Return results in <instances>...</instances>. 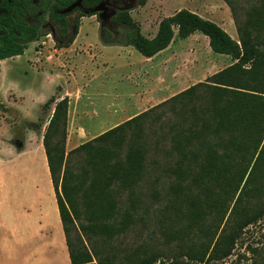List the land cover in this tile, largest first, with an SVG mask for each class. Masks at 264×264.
I'll use <instances>...</instances> for the list:
<instances>
[{
    "label": "trees",
    "instance_id": "obj_1",
    "mask_svg": "<svg viewBox=\"0 0 264 264\" xmlns=\"http://www.w3.org/2000/svg\"><path fill=\"white\" fill-rule=\"evenodd\" d=\"M75 1L0 0V60L22 54L27 41L51 34L46 14L58 27V35L52 33L58 47L68 46L76 37L78 21L71 26L66 18L74 11L80 17L96 15L102 41L116 43L108 40L103 11H93L104 0H81L79 6L60 12ZM224 1L231 8L230 1ZM145 2L137 0L138 5ZM112 19L127 27L123 44L145 57L168 47L174 35L185 38L200 32L212 52L228 55L232 63L68 152V98L51 96L43 103L44 112L53 104L42 145L70 264H112L114 254L101 253L88 234L109 237L127 230L147 200L162 196L179 222L196 224L204 217L213 224L199 247L190 245L184 255L204 264L213 256L223 258L236 231L248 221L243 218L227 233L229 204L234 209L258 203L253 219L264 214V82L258 80H264V39L253 40L236 19L235 40L216 22L188 8L162 17L153 37L143 35L126 9ZM30 125L40 128L37 122ZM150 170L156 173L150 176ZM160 180L162 191L157 187ZM143 184L147 187L141 190ZM123 191L128 207L120 215L116 202ZM143 253L140 246L132 248L131 263L169 264L159 254Z\"/></svg>",
    "mask_w": 264,
    "mask_h": 264
},
{
    "label": "rangeland",
    "instance_id": "obj_2",
    "mask_svg": "<svg viewBox=\"0 0 264 264\" xmlns=\"http://www.w3.org/2000/svg\"><path fill=\"white\" fill-rule=\"evenodd\" d=\"M104 1L103 13L100 16L104 27L110 32L108 40L116 43L107 45L108 43L102 41L101 25L96 15L80 17L79 12L74 11L66 16L71 26L76 20L78 21L79 36L76 46H83L84 49L91 46L90 50L95 55L91 61L88 59V65L83 68L88 74L92 70L93 76L89 84L90 96L89 98L83 96L82 104L87 116L96 120V128L116 120H126L124 114L128 108L125 109L124 105H127L130 93H134L143 85L145 77H157L163 74L161 70L166 68L170 74L180 67L185 71V78L188 80L183 85V88H186L204 81L220 68H224L223 64L232 61L224 54L212 52L207 37L200 32H196V38L191 40L175 37V44L181 46L168 49L170 51L166 52V60L163 59L165 55L163 54L152 62L146 61L147 57L141 55L134 47L123 44L127 27L112 19L118 10L126 9L133 21L142 26L143 35L147 36L161 16L167 12L166 10H175L177 7L192 8L205 17L218 16L223 19L225 10L218 5L217 0H146L144 5H138L137 0ZM229 1L231 8L224 2L227 4L228 17L234 26V29L230 30V35L233 38H239L236 33L235 20L237 19L239 26L246 29L253 40L261 42L264 39V0ZM248 19L253 25H247ZM46 20L49 22L47 14ZM47 29L51 31V34H43L27 44L23 54L0 60V225H2L0 227V264H70L58 211V222L53 221V215L51 221L61 233L53 235L50 249L48 248L50 241L44 237V234L48 233L44 229L40 242L35 235V237L30 236L25 242L16 240L17 231L23 228L27 215L37 212L39 207H42V216H50V209L53 211L54 207L57 210L53 187L50 189L46 182V177H50L47 162L45 167L40 155L42 152L45 157L42 136L53 112V104L45 112L41 107L40 111L34 109L27 115L17 106L18 92L20 90L21 93L24 86L34 88L36 91L47 86L43 78L40 81V73L37 69L43 63L37 58L46 59L53 47L58 48L52 38V33L58 35V27L48 23ZM191 46H196L195 50ZM38 49L43 50L45 55L44 53L36 55ZM177 54L178 56H175ZM178 58L181 62L180 66L179 63L176 64ZM79 60L81 59L76 60L78 65ZM43 67H50V64L47 63ZM81 71L82 68L76 71L79 85H82L81 81L85 82ZM258 80L264 82L262 78ZM26 103L30 104L31 101L27 99ZM31 122L39 123L40 128L34 129L30 125ZM66 132L67 138L68 127ZM20 144L21 146L18 147ZM16 152H22L21 158L16 156ZM156 159L161 161L162 157ZM155 173L152 172L150 176ZM162 181L160 180L157 185L160 191H162ZM146 187L143 184L140 188L143 190ZM126 196V191L121 192L116 202L119 214L128 207ZM148 201L141 206L136 214L135 222L127 230L112 233L109 237L87 233L91 244L103 254L113 253L112 264H133L129 259L131 256L128 257V255L132 248L138 246L145 252L144 256L153 252L162 256L169 264H204V262L188 259L184 251L190 245H193L195 249L199 247L198 244L206 238L205 233L213 227L210 218H199L196 224L179 222L173 218L176 212L166 208L167 200L164 196L156 201L153 199ZM247 206H256V209ZM79 207L82 209L81 203ZM232 207L231 202L228 206V223L225 226L227 233L243 218L246 217L248 221L236 231L228 255L223 258L219 255L213 256L205 264H264V214L256 220L253 219V216L257 214L258 203L255 205L242 203L234 209ZM80 223H85V220L81 219ZM222 227L220 226L218 230L220 231ZM73 233L74 231H71L72 235ZM80 233L83 234V239L86 238L84 233L81 231ZM217 233L220 232L217 231ZM84 241L86 243L85 239ZM179 244L183 245L182 250L179 249Z\"/></svg>",
    "mask_w": 264,
    "mask_h": 264
},
{
    "label": "crops",
    "instance_id": "obj_3",
    "mask_svg": "<svg viewBox=\"0 0 264 264\" xmlns=\"http://www.w3.org/2000/svg\"><path fill=\"white\" fill-rule=\"evenodd\" d=\"M217 3L218 5H221L222 7H224L225 17L223 19H221L222 17H218V16L205 17L201 15L199 12L193 10L192 8H188V9L198 13L199 15L207 19H210L212 21L214 20V22L216 21V23L220 25L230 35V30L234 29V26L232 25L230 17H228L229 15L227 14V11H228L226 7L227 4L223 0H217ZM180 8L181 7H177L175 10H170V11L166 10L167 12L164 13L161 16V18L164 16L173 14L175 11H177ZM157 27H158V23L154 25L153 30L147 34V37H153L157 31ZM140 29L142 31V26L140 27ZM78 36H79V30L74 40L68 46L58 47V48L53 47V50L49 51L51 53H49L46 56V59L37 58L39 62L43 63L40 66H38V69H37V71L40 73L39 75L40 81L43 78L46 81L47 86L43 87V85L41 84L43 89L40 91H36L34 90V88L24 86L21 90V93H20V90L18 92L19 103L17 106L19 107L18 109L25 115L30 114V111L34 109H37L38 111H40V108L42 107L43 103L47 99H49L51 96H55L56 99H60L63 97L68 98V109H67V125L68 126L67 127H68L69 133H68V137L66 138V144H65L66 151L79 145V143H83L99 135L103 131L124 121L123 119L122 120L120 119V120H116L113 123H107L103 127L96 128V120H94V118L87 116V112L83 108L84 104H82L83 103L82 97L85 96V98H89L90 96L91 91L89 90L90 89L89 84L92 81L91 76H93V73L91 70V72L88 74L86 69H83V68L88 65V59H90L91 61V58H95V55H93L92 51L90 50L91 46H89L88 49L87 48L84 49L83 46L82 47L76 46V40L78 39ZM196 36L197 34L196 32H194L185 38L178 37V39H186V40L190 39L191 40V38H196ZM175 37L177 36L174 35L172 42L165 49L159 51L158 53H156L155 55L151 57L146 58L144 56L147 59L146 61L152 62L159 55H163V54H165L163 56V59L166 60L167 59L166 52L170 51L168 49L176 48V46H181V45L175 44L174 42L176 40ZM231 37L233 38V36ZM234 39L237 40V38H234ZM206 43H207V40H206ZM109 44L111 43H108L107 45ZM189 45H192V44H189ZM191 47H194V50H195L196 46H191ZM42 53H44L43 50H40V49L36 50V55L37 54L41 55ZM175 56H178V54ZM225 56H228V55H225ZM77 58L81 59L79 60L80 61L79 65L76 61ZM47 63L50 64V67H43ZM177 63H179V66H180L181 62L179 58L176 61V64ZM183 63L184 62L182 61V64ZM231 63L232 61H229L228 63H225L226 65L223 64L222 66L226 67L227 65ZM164 65L166 66V64ZM78 68L79 69L82 68V71H81V73L83 74L82 78L85 79V82L81 81L82 85H79L76 79V73H77L76 71L78 70ZM178 69H176L172 73L170 72L169 74V70L168 68H166V69L161 70V72L165 74L164 76L163 74H160L157 77H153V78L145 77L143 79L144 81L142 82L143 85H141L139 89H137L134 93L133 92L130 93L129 99H127L128 100L127 105L126 104L124 105V107L126 106L125 109L128 108L124 114V117H125L124 119H128L131 116L136 115L152 107L153 105L169 98L170 96L180 92L181 90L185 89L183 88V85L186 81H188L185 78V71L183 70V68H180V67ZM84 72H86V74H84ZM212 73H213V70H212ZM86 76L87 78H85ZM27 99L31 101L30 104L26 103ZM29 121H34V120L29 119ZM20 146L21 144L18 145V147ZM21 153L22 152H16V156L21 158V155H22ZM40 155H42V160L44 161V164L46 167V160H45L46 157L43 156L42 152L40 153ZM46 182L49 188L51 189L52 184L50 186V183H51L50 177L48 176L46 177ZM37 210H38L37 212L34 211L32 214L27 215L26 222L23 224V228L17 231L16 240L25 242L30 236L31 237L36 236L37 241L40 242V239L42 238V234H43L42 230L44 229V231H47L48 233L47 235L45 233L44 237L50 241L49 247H48L50 249L52 247L51 242L54 239L53 235H55L56 233H61V232H58L56 226L53 224V221L56 222L57 220L58 222V217H57L58 210H56L55 207L53 208V211L52 209H50L51 217L47 215L42 216V213H41L42 207H39V209ZM1 211H3V208H1ZM52 215H53V221H51ZM31 225L33 226L30 227ZM0 227H2V225H0Z\"/></svg>",
    "mask_w": 264,
    "mask_h": 264
},
{
    "label": "water",
    "instance_id": "obj_4",
    "mask_svg": "<svg viewBox=\"0 0 264 264\" xmlns=\"http://www.w3.org/2000/svg\"><path fill=\"white\" fill-rule=\"evenodd\" d=\"M80 1L81 0H76L75 2H73L70 6L66 7L65 9L63 10H60L61 13H65V12H68L70 11L71 9H73L74 7L76 6H79L80 5ZM104 8V1H101L98 5H96L93 9L94 12H97V11H101L103 10ZM34 40H31V41H27L26 42V45L29 44L30 42H32Z\"/></svg>",
    "mask_w": 264,
    "mask_h": 264
},
{
    "label": "flooded vegetation",
    "instance_id": "obj_5",
    "mask_svg": "<svg viewBox=\"0 0 264 264\" xmlns=\"http://www.w3.org/2000/svg\"><path fill=\"white\" fill-rule=\"evenodd\" d=\"M116 2H117V1H116ZM0 11H2V9H0ZM45 19H46V17H45ZM49 24H51L50 21H49ZM47 25H48V23L46 24V27H47Z\"/></svg>",
    "mask_w": 264,
    "mask_h": 264
}]
</instances>
